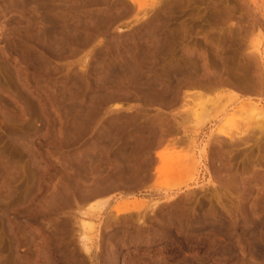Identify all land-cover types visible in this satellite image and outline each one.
Segmentation results:
<instances>
[{
    "label": "rangeland",
    "instance_id": "374dc122",
    "mask_svg": "<svg viewBox=\"0 0 264 264\" xmlns=\"http://www.w3.org/2000/svg\"><path fill=\"white\" fill-rule=\"evenodd\" d=\"M255 102L264 0H0V264H264Z\"/></svg>",
    "mask_w": 264,
    "mask_h": 264
},
{
    "label": "bare ground",
    "instance_id": "6f19581e",
    "mask_svg": "<svg viewBox=\"0 0 264 264\" xmlns=\"http://www.w3.org/2000/svg\"><path fill=\"white\" fill-rule=\"evenodd\" d=\"M67 5V4H66ZM230 99H231V96H230ZM247 105V104H246ZM250 105V107L249 108H247L246 109V114L247 113H249V115L250 116H252V117H254L255 118V120H256V122L258 123V125H260V127L262 128V125H264L262 122L264 121V107L262 106V105H260L259 103H250L249 104ZM248 105V106H249ZM244 108V107H243ZM243 110V109H242ZM210 112V111H209ZM244 113V112H243ZM207 114V113H206ZM205 117V116H204ZM208 120V119H207ZM163 132V130L162 129H160L159 131L158 130H156L155 131V135L156 136H160V137H162L163 138V135H161V132ZM165 131V130H164ZM158 133H160V135L158 134ZM165 133H166V131H165ZM164 134V133H163ZM188 136V135H187ZM186 136V137H187ZM187 139L189 140V141H194L195 140V137H192V136H188L187 137ZM171 144L172 145H177L178 144V141H173V142H171ZM160 157L161 158H163V155H160ZM83 227L85 228V229H88V228H91V225H90V223L87 221V220H83ZM90 225V226H89ZM89 226V227H88ZM93 229V228H92Z\"/></svg>",
    "mask_w": 264,
    "mask_h": 264
}]
</instances>
